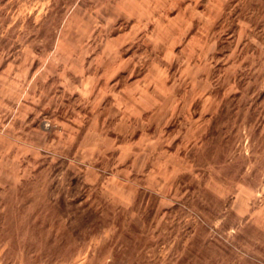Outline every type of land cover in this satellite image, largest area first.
Wrapping results in <instances>:
<instances>
[{
	"label": "rangeland",
	"instance_id": "obj_1",
	"mask_svg": "<svg viewBox=\"0 0 264 264\" xmlns=\"http://www.w3.org/2000/svg\"><path fill=\"white\" fill-rule=\"evenodd\" d=\"M0 264H264V0H0Z\"/></svg>",
	"mask_w": 264,
	"mask_h": 264
}]
</instances>
